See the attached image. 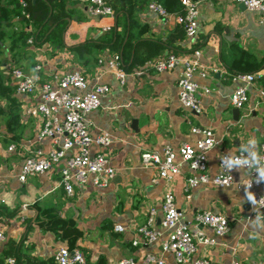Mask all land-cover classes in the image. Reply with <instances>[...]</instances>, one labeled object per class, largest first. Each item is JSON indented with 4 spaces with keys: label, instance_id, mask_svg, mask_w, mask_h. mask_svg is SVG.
<instances>
[{
    "label": "crops",
    "instance_id": "0c3cea01",
    "mask_svg": "<svg viewBox=\"0 0 264 264\" xmlns=\"http://www.w3.org/2000/svg\"><path fill=\"white\" fill-rule=\"evenodd\" d=\"M22 1L25 0H0L5 8L0 18V264H7V256L18 257L26 264H57L54 253L63 246L79 248L84 264H117L124 257L133 258L134 264H144L142 259L147 253L162 256L164 264H192L198 257L208 258L211 264H264V229L260 227L264 212L259 215L247 198L249 191L264 192V184L247 189L249 173L237 166L230 185L201 183L187 191L184 183L192 171L186 162L179 164V172L170 179L154 182L156 169L142 165L140 160L144 150L160 151L166 144L175 148L183 141L193 143L199 135L190 130L191 125L210 127L217 141L208 152L210 175L217 172L221 153L239 148L252 135L260 145L264 142V11L249 10L235 0H197L199 31L194 45L201 50L206 74L197 73L194 78L209 91L200 92L202 110L196 113L178 99L179 66L163 71L147 69L140 74H132L133 67L121 84L105 62H98L99 57L118 52L106 43L109 37L121 40L122 47L130 35L133 44L139 39L167 41L159 55L187 51L184 33L171 39L180 26L173 13L160 16L148 8V0H107L114 16H96L88 12L86 0H62L65 27L62 44H56L45 41L55 23L35 40L34 26L26 11L27 0L25 4ZM42 3L38 0L39 5ZM55 9L56 5L50 6V11ZM108 24L111 28L103 29ZM22 33H28L25 40L18 38ZM31 37L32 41H28ZM85 40L101 45L92 56H78L71 48ZM241 49L262 60V68L248 85V101L239 108L236 118L231 94L240 80L227 65L239 64ZM132 57L133 49L129 62ZM35 64L41 65V81L78 69L91 83L110 85L100 106L86 113L92 134L106 132L112 137L106 152L115 173L104 185H94L89 179L74 183L73 193L67 194L59 183L63 161L47 171L28 175L25 181L18 179L27 153L36 147L48 150L52 146L50 138H37L40 117L23 112L25 106L36 103L37 92L18 93L11 75L13 67L33 72ZM13 110L18 113L16 122L9 120ZM10 144L13 149H8ZM168 190L175 196L182 222L193 229L213 236L209 227L196 220L199 211L210 210L229 217L227 232L212 245L199 243L192 260L184 263H178L171 252H162L166 231L161 230L150 243L137 232L151 207L156 210L153 225L160 228L161 198ZM50 212L70 219L78 227L81 235L75 245L70 247L66 239L39 222H46ZM116 224L124 230L116 231Z\"/></svg>",
    "mask_w": 264,
    "mask_h": 264
},
{
    "label": "built area",
    "instance_id": "2783aa9c",
    "mask_svg": "<svg viewBox=\"0 0 264 264\" xmlns=\"http://www.w3.org/2000/svg\"><path fill=\"white\" fill-rule=\"evenodd\" d=\"M242 2L249 10L264 11V0H260L259 6L251 4V0H235ZM25 4V1H22ZM87 10L92 15H111L115 11L107 0H86ZM181 9L175 12L165 10L159 0H148L149 9L157 12L160 16L166 17L174 14L177 23L182 27L185 39L188 43V50L185 52H165L157 57L147 59L143 64L136 66L132 74L143 73L147 69L163 71L180 67V75L177 79L178 99L180 103L191 111L199 113L201 109L200 92L207 93L209 88L198 83L194 76L198 73L201 76L206 74V66L201 61V50L193 48L198 35V1L180 0ZM28 15V14H26ZM111 25L103 26L109 29ZM32 41V37L28 38ZM98 62L107 64L119 83H124L128 72L122 64L121 53L115 52L107 58L101 56ZM33 72H25L20 67L11 68V75L15 82V89L18 93L37 92L38 100L34 104L25 106L23 112L27 115L38 116L41 119L37 131V138L48 137L52 140V146L48 150L36 147L27 153L20 165L18 179L25 181L28 175L42 173L52 168L54 164L63 161L59 168V183L66 193H73L74 183H85L91 179L97 186L104 185L115 173V167L107 155L106 149L112 142L109 133L102 132L92 134L87 125L86 113L97 108L101 99L110 92V85L105 82H90L86 74L78 69L57 75L53 80L41 81L39 71L40 64L33 66ZM259 75V72L237 73V84L231 94V102L234 106L242 107L249 98L248 85ZM97 80V79H96ZM264 94V91H261ZM190 130L199 136L193 143L183 141L177 147L169 144L164 145L161 150H144L140 153L142 165L154 167L157 176L152 178L155 182L160 178L170 179L179 172V164L186 162L191 173L185 179L184 189L189 190L201 183H213L218 186H228L233 182V168L231 172L222 167V157L228 153H221L218 157V170L210 175L207 172V160L209 150L217 143L210 127L191 125ZM10 144L8 149H13ZM261 154L264 155V142L260 145ZM239 155V153H237ZM247 165L243 168L249 173L246 188L264 184V177L259 173L248 170ZM259 178V179H257ZM250 185V187H249ZM256 202L254 209L259 215L264 212V192L254 190ZM189 196V193L186 194ZM162 217L160 228H156L154 218L156 210L150 208L146 220L137 226V232L142 234L150 243L158 238L161 230L166 231V236L161 243L162 252H171L178 263L192 260V254L197 250L198 244L212 245L217 242V237L225 234L229 227V217L224 214L210 210L199 211L195 214L196 220L209 227L213 233L207 235L203 230L191 228L181 220V212L175 203L174 194L168 190L161 198ZM250 216V215H249ZM116 231H123L124 228L116 224ZM3 233L0 231V238ZM137 243L136 240L133 241ZM57 264H84L85 257L79 248L59 247L54 253ZM144 264H164L162 256L156 257L147 253L142 259ZM192 264H211L205 257H198L192 260ZM7 264H17L14 256L6 257ZM131 257H124L117 261V264H134ZM233 264H239L235 261Z\"/></svg>",
    "mask_w": 264,
    "mask_h": 264
},
{
    "label": "trees",
    "instance_id": "16d2710c",
    "mask_svg": "<svg viewBox=\"0 0 264 264\" xmlns=\"http://www.w3.org/2000/svg\"><path fill=\"white\" fill-rule=\"evenodd\" d=\"M26 1V0H25ZM166 11L175 12L181 9L180 0H159ZM56 5L57 10H51L50 6ZM131 6L133 4H129V14L131 16ZM4 6L0 5V18ZM26 11L29 12V16L31 18L32 24L34 26V38L35 40L41 37L40 35L45 33L54 23L55 25L52 29L47 33L45 37V41H50L56 44H62V32L65 27V19L62 17L65 14L64 2L62 0H43L42 5L38 4V0L34 3L32 0L26 1ZM41 26V27H40ZM132 28V21L130 23ZM40 27V29H38ZM36 29V32H35ZM178 31L172 33L171 39L176 37L183 36V29L181 26L178 27ZM28 36V33H22L18 36L22 40H25V37ZM105 40H101L102 44H105ZM93 41L85 40L71 48L74 49L75 53L78 56H92L93 52H96V49L100 47V44L93 45ZM107 44L115 47L116 51L121 53L122 64L126 71L131 70L133 67L139 66L143 64L147 59L158 56L165 46H167V41L160 40H149V39H139L135 41L131 40V35L124 43L122 47V42L118 38L109 37V40L106 42ZM103 46V45H102ZM122 47V48H121ZM197 47V45H193V48ZM133 49V57L129 62L131 51ZM94 52V53H95ZM241 60L238 63H230L227 66L234 70L236 73H244V72H256L262 68V60L258 61L254 56L248 54L244 49H241ZM18 113L16 110H13L9 114V120L17 121ZM50 218L47 219L46 222L39 221L43 226L53 229L54 232L60 238L66 239L69 242V246L72 247L75 245L77 238L81 235L80 230L70 219H62L59 216H56L54 213L50 212ZM18 264H26L22 261V259L15 257Z\"/></svg>",
    "mask_w": 264,
    "mask_h": 264
},
{
    "label": "clouds",
    "instance_id": "9594fccd",
    "mask_svg": "<svg viewBox=\"0 0 264 264\" xmlns=\"http://www.w3.org/2000/svg\"><path fill=\"white\" fill-rule=\"evenodd\" d=\"M259 3L260 0H251L252 5L259 6ZM222 161V167L229 172L237 166L243 168L247 165L248 170L258 172L259 177H264V155L261 154L259 139L255 135L250 136L247 142L242 143L239 148H231L228 154L222 157ZM247 198L253 203L256 202L255 194L250 191L247 193ZM260 227L264 229V224Z\"/></svg>",
    "mask_w": 264,
    "mask_h": 264
},
{
    "label": "water",
    "instance_id": "95a60500",
    "mask_svg": "<svg viewBox=\"0 0 264 264\" xmlns=\"http://www.w3.org/2000/svg\"><path fill=\"white\" fill-rule=\"evenodd\" d=\"M242 4H243V3L240 2V5H242ZM233 114H234L235 117H236V115L239 114V108H238V107H235V108L233 109ZM236 118H237V117H236ZM135 123H136V120L133 119L132 122H131L133 128L135 127ZM247 207H248V205L246 206V208H247Z\"/></svg>",
    "mask_w": 264,
    "mask_h": 264
}]
</instances>
